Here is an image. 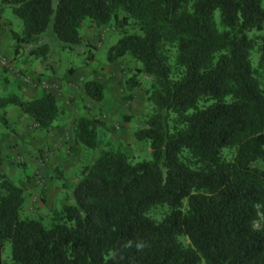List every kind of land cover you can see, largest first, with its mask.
<instances>
[{"label":"trees","instance_id":"obj_1","mask_svg":"<svg viewBox=\"0 0 264 264\" xmlns=\"http://www.w3.org/2000/svg\"><path fill=\"white\" fill-rule=\"evenodd\" d=\"M3 7L21 22L11 33L15 54L43 56L47 30L61 48L79 45L84 18L122 31L106 59L139 63L134 71L149 81L153 109L133 133L148 142L149 158L135 162L117 148L97 151L99 119L72 120L69 148L95 155L80 170L72 203L53 209L46 225L21 216L22 187L0 175V264L5 242L8 264H264L261 0H0ZM125 84L132 90L140 81L131 75ZM82 93L96 103L103 86L86 79ZM7 104L44 131L60 114L46 89L28 100L1 97L0 108ZM158 207L156 220L149 211Z\"/></svg>","mask_w":264,"mask_h":264},{"label":"rangeland","instance_id":"obj_2","mask_svg":"<svg viewBox=\"0 0 264 264\" xmlns=\"http://www.w3.org/2000/svg\"><path fill=\"white\" fill-rule=\"evenodd\" d=\"M261 7L264 9V0H261ZM214 19H218L216 11ZM20 28V20L9 7H3L0 11V32L4 40H1L0 55L6 58L7 66L0 68L14 69V77L19 82L5 88L0 82V98L15 95L21 100H28L46 89L55 96L60 114L54 125L44 131L38 129L17 107L7 104L0 108V116L6 120L5 124L0 118V175L22 187L24 202L21 216L39 218L46 225L53 209L72 203L71 190L80 170L95 155L94 150L83 146H78L75 151L69 148L72 120L78 116L99 119L101 124L96 126L97 151L117 148L126 154L128 161L135 162L149 158L148 142L136 140L133 133L153 108L144 92L149 81L134 71L139 63L128 56L120 58L115 64L106 59L108 47L115 43L122 31L110 25H92L84 18L79 28L82 39L79 45L61 48L47 30L52 43H49L48 52L33 57L27 55L24 48L19 49L17 54L13 52L15 41L11 33L18 32ZM125 32L139 33V30L128 26ZM262 33L252 30L248 35ZM249 59L251 66L256 67L255 44L249 51ZM68 68H73L74 72L65 80ZM131 75L140 81V85L128 90L125 79ZM259 77L264 88V75ZM86 79H96L102 84L103 98L99 102H89L83 97L82 83ZM25 89L32 92H25ZM256 165L264 168V162ZM163 214L162 207L149 211V215L156 220ZM254 225L257 227L258 223ZM179 239L186 244L184 237ZM1 258L4 264H8V242L3 245Z\"/></svg>","mask_w":264,"mask_h":264},{"label":"crops","instance_id":"obj_3","mask_svg":"<svg viewBox=\"0 0 264 264\" xmlns=\"http://www.w3.org/2000/svg\"><path fill=\"white\" fill-rule=\"evenodd\" d=\"M2 25V24H1ZM1 32H0V50L2 48V43L1 40H4V38H1ZM10 66L13 67V65L10 64ZM15 67V66H14ZM16 77H14V69L10 70L9 68L5 69V68H0V82H1V86H3L5 88V86L10 85V84H14V83H18L19 79H15ZM18 81V82H17ZM5 84H2V83ZM32 92L29 89H25V92ZM33 91L36 92V90L34 89Z\"/></svg>","mask_w":264,"mask_h":264},{"label":"built area","instance_id":"obj_4","mask_svg":"<svg viewBox=\"0 0 264 264\" xmlns=\"http://www.w3.org/2000/svg\"><path fill=\"white\" fill-rule=\"evenodd\" d=\"M0 66H7L6 58L1 55H0Z\"/></svg>","mask_w":264,"mask_h":264}]
</instances>
